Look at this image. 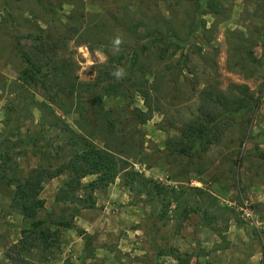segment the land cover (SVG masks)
Instances as JSON below:
<instances>
[{"label":"rangeland","instance_id":"374dc122","mask_svg":"<svg viewBox=\"0 0 264 264\" xmlns=\"http://www.w3.org/2000/svg\"><path fill=\"white\" fill-rule=\"evenodd\" d=\"M148 32L164 42L141 43ZM15 40L24 49L45 43L43 72L54 78L58 61L82 84L75 101L53 103L22 82ZM131 50L133 78H115ZM212 91L254 104L230 115L215 95L204 110L219 128L190 145L181 130L202 119ZM94 92L101 110L89 106ZM58 118L164 194H130L120 174L94 191L91 208L54 204L68 176L50 171L69 156L64 136L47 128ZM34 171L44 175L38 217L49 213L41 234L26 233L13 200L16 182ZM178 255L187 264H264V0H0V264H180Z\"/></svg>","mask_w":264,"mask_h":264},{"label":"trees","instance_id":"16d2710c","mask_svg":"<svg viewBox=\"0 0 264 264\" xmlns=\"http://www.w3.org/2000/svg\"><path fill=\"white\" fill-rule=\"evenodd\" d=\"M141 43L150 41L154 42H164L163 37L156 35L153 32L146 33L141 39ZM171 43L179 44L180 39L176 36L173 31L171 37ZM57 46L56 43H53ZM13 48L16 50L20 58L24 63H26V68L21 73L22 82L29 87H39L45 93L51 94L48 98L51 102L60 104L57 101L58 98H67L71 101L78 92L82 84L77 83L76 79H70V74L62 73L58 61H53L50 66L51 72L54 71V78L48 79L47 75L43 72L45 63H43L41 54L44 55L46 52L45 43L42 41L30 49L22 48L18 42L13 41ZM135 52L131 50L126 59V63L123 69L126 71L127 81L133 78V67L136 64V58L134 57ZM56 60V58H53ZM60 62V61H59ZM49 76V75H48ZM132 77V78H131ZM80 84V85H79ZM92 91L102 89L100 84L93 85L91 87ZM96 92L92 94L90 108H96L97 110L102 109V100L97 101L94 105L92 104ZM216 95V101H220L225 105V112L230 115L242 114L247 109H250L252 104V98H245L241 101H237L234 105L220 93L214 94V92L205 93V97L202 100V105L200 107V112L202 115L198 123L190 124L181 130L182 141L185 140L190 142V145L199 144L203 138H205L210 130L213 128H219L217 126V121L213 120V113L204 110L205 104L211 103L213 97ZM207 99V100H206ZM210 102H209V101ZM77 102V101H76ZM76 106H81L79 103ZM233 106V107H232ZM13 114L16 113V107L11 108ZM10 110V111H11ZM204 113L206 115H204ZM207 119H206V118ZM205 118V120H204ZM199 119V117L197 118ZM15 116L8 121V128L13 124ZM207 120V121H206ZM203 123H206L203 125ZM47 128H54L56 132L61 136L63 135V140L69 150L68 160L59 165L56 169L51 172L52 177H58L62 174H67V179L59 186L53 202H68V201H78L80 203H85V208H91L93 206L92 196L95 190L107 187L109 184L113 183L114 180L120 175H123L124 185L130 194H144L155 197H159L164 194V188L152 182L149 179H145L138 173L128 170V165L126 161L118 157L113 151L106 147V145L98 146L91 134L75 132L71 129L67 123L63 122L58 118V121L48 123ZM41 124H39V128ZM40 133V130L37 134ZM36 134V135H37ZM212 138L218 137V132L211 135ZM207 139V141H210ZM33 142V139H32ZM186 150V148H184ZM188 150V149H187ZM184 152V151H183ZM94 176L95 179L87 184H82V180L86 177ZM44 175L41 172H32L22 181L16 182L14 202L19 208L22 218L25 220V227L28 228L26 233L31 234H41L44 230V226L47 222L49 213H46L45 217H38L39 213L44 210V201L39 198L40 191L42 189ZM82 192V196L85 199L80 200L77 193ZM77 212V211H76ZM66 228H69V224H61ZM180 264H187L186 257L178 255L176 257Z\"/></svg>","mask_w":264,"mask_h":264},{"label":"clouds","instance_id":"9594fccd","mask_svg":"<svg viewBox=\"0 0 264 264\" xmlns=\"http://www.w3.org/2000/svg\"><path fill=\"white\" fill-rule=\"evenodd\" d=\"M123 40L121 37L117 36L112 40V46L116 51L120 50V46L122 45ZM112 75L117 79H122L126 76V71L123 68L117 67Z\"/></svg>","mask_w":264,"mask_h":264},{"label":"built area","instance_id":"2783aa9c","mask_svg":"<svg viewBox=\"0 0 264 264\" xmlns=\"http://www.w3.org/2000/svg\"><path fill=\"white\" fill-rule=\"evenodd\" d=\"M242 216L246 221H253V216L248 207L241 209Z\"/></svg>","mask_w":264,"mask_h":264}]
</instances>
